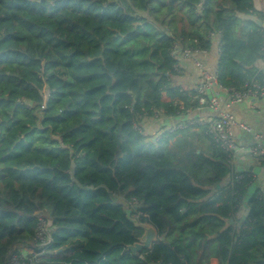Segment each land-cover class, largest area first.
I'll list each match as a JSON object with an SVG mask.
<instances>
[{
	"label": "trees",
	"instance_id": "trees-1",
	"mask_svg": "<svg viewBox=\"0 0 264 264\" xmlns=\"http://www.w3.org/2000/svg\"><path fill=\"white\" fill-rule=\"evenodd\" d=\"M252 1L0 0V264L40 251L38 216L50 224L45 252L58 256L35 264H182L216 234L222 264H264V198L250 202L251 230L228 225L244 191L223 186L226 155L182 158L134 130L196 106L174 83V38L210 51L219 31L220 84H264V33L241 18ZM218 187L225 196L208 202ZM132 197L165 237L138 257L127 251L143 234L127 218ZM221 199L226 208H212Z\"/></svg>",
	"mask_w": 264,
	"mask_h": 264
},
{
	"label": "crops",
	"instance_id": "crops-1",
	"mask_svg": "<svg viewBox=\"0 0 264 264\" xmlns=\"http://www.w3.org/2000/svg\"><path fill=\"white\" fill-rule=\"evenodd\" d=\"M252 7L253 16H241V18L243 20H255L264 33V0H253ZM219 53L220 49L218 42H214L212 49L209 51L206 58V67L211 73H218V66L220 63ZM180 63L181 69L177 72V76L173 78L174 83L182 89L192 91L199 81V70L190 59L182 60ZM255 66L264 74L263 60L258 61ZM179 104L181 105L182 103L180 102ZM252 107L255 108L253 109ZM257 110L260 113H258ZM230 111L239 122L250 126L253 134L260 133L264 135V101L258 99L247 100L243 104L234 105ZM213 117L214 113L209 108H204L171 117L163 116L157 121L147 119L143 121V127L147 138L153 142H159L167 139L168 148L179 151L182 158L189 152H194L196 154L202 153L207 157L213 158V149H216V147L213 145L211 139L208 137L203 128L194 126L182 130H174L175 127H179L187 121H196L202 118L209 119ZM234 131L237 143L239 147L243 149L239 153L236 170L244 174H250L251 179L245 184V189L239 204L237 206L232 205L228 217V225H232L235 230L249 231L252 229L250 225L252 222L250 218V202L252 199L257 198V196H260L261 198L263 196L264 198V157L259 158L248 152L254 143L253 134L246 133L237 128H235ZM159 136H161L160 139ZM178 157L180 158V155H178ZM178 163L179 162H176V164ZM184 165H189L188 161H186ZM195 178L196 180H200L204 186L207 184V177L203 175V173L195 172ZM226 183L227 180L224 181V187ZM219 189L220 187H218V192H213L210 195L208 202L214 201L221 194L225 196V193ZM223 206L224 201L221 199L216 202L212 208L216 210H220L222 208L223 210L226 208ZM185 212V209L181 210V213L184 214ZM211 215L215 216L214 213ZM186 219L192 221L194 218L192 216H188ZM174 234L175 233H173V235ZM216 238L217 234L213 236L208 247L203 246L201 248H187L189 256L186 258L185 255H182V264H222V255L220 253V248L217 245ZM158 241H165V237L159 235L157 242ZM177 241L181 242L180 239H177ZM182 242L185 243L184 239Z\"/></svg>",
	"mask_w": 264,
	"mask_h": 264
},
{
	"label": "built area",
	"instance_id": "built-area-1",
	"mask_svg": "<svg viewBox=\"0 0 264 264\" xmlns=\"http://www.w3.org/2000/svg\"><path fill=\"white\" fill-rule=\"evenodd\" d=\"M202 10V4H198L196 14L201 16ZM209 39L213 44L214 42H218L220 49L221 33L219 31L212 32ZM189 41L190 40L185 37L174 38L171 49V56L177 61V64L175 65L176 72H179L181 69L180 61L190 59L200 73L197 85L189 94L190 103L196 104V106L185 108L182 105L180 107V114L209 108L214 113V117L209 119L202 118L196 121H187L183 125L175 127L174 130H182L194 126L205 130L213 145L226 155L227 162L231 168L226 190L235 191L232 195L236 196L244 191L245 187H239L243 184L244 173L236 170V166L238 164L239 153L243 149L240 148L237 143L234 130L237 128L250 134H253V131L250 126L239 122L230 110L234 105L243 104L247 100L258 99L264 101V84L257 79H252L250 82L245 83L241 90L224 87L219 82L218 73H211L206 67V58L209 51L200 47H191L187 45V42ZM262 50L264 51V34ZM44 108L45 107L43 106L42 109ZM252 108L254 109L255 107ZM257 112L260 113L258 110ZM162 114L163 113L160 111L156 112L151 120L157 121L161 119L164 116ZM134 130L146 136L143 127V120L141 123H134ZM253 135L254 143L248 152L259 158L264 157V135L260 133H254ZM160 137L161 136H159V139ZM247 177L251 179L250 174H247ZM126 206L127 209L131 210V216L139 222H141L142 218L147 217L143 211V202L137 198L132 197L127 199ZM49 233V221L44 216H38L35 229V241L41 246L40 251L26 256L19 252H12L9 255L7 264H35L46 260L47 258H43L42 254L46 253L45 248L50 243L51 239Z\"/></svg>",
	"mask_w": 264,
	"mask_h": 264
},
{
	"label": "water",
	"instance_id": "water-1",
	"mask_svg": "<svg viewBox=\"0 0 264 264\" xmlns=\"http://www.w3.org/2000/svg\"><path fill=\"white\" fill-rule=\"evenodd\" d=\"M127 218L134 226L138 229H142L143 234L137 240L136 243L127 247V251L130 252L134 257H138L143 251L151 250L152 247L157 243L159 231L157 228L146 222H139L131 216V210L126 209Z\"/></svg>",
	"mask_w": 264,
	"mask_h": 264
},
{
	"label": "rangeland",
	"instance_id": "rangeland-1",
	"mask_svg": "<svg viewBox=\"0 0 264 264\" xmlns=\"http://www.w3.org/2000/svg\"><path fill=\"white\" fill-rule=\"evenodd\" d=\"M43 255V258H51V257H56V256H58V253H53V252H49L48 254H42Z\"/></svg>",
	"mask_w": 264,
	"mask_h": 264
}]
</instances>
